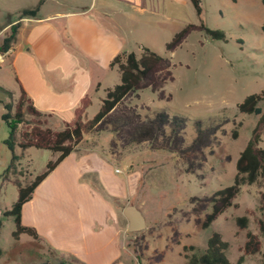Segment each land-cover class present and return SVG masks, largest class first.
<instances>
[{"label": "rangeland", "instance_id": "obj_1", "mask_svg": "<svg viewBox=\"0 0 264 264\" xmlns=\"http://www.w3.org/2000/svg\"><path fill=\"white\" fill-rule=\"evenodd\" d=\"M39 1L0 0V46L1 36L6 37L10 30L4 28L18 20L21 10L36 6ZM87 2L46 0L41 15L76 10ZM145 6L152 8V12L124 19L123 38L128 50L138 55L144 46L171 60L174 80L166 84L165 91L172 98L160 100L156 93L146 89L130 96L127 104L136 108L143 118L166 112L171 117L185 119L186 146H191L202 130L207 144L200 149L206 160L196 172H187V167L174 153L152 149L148 143L126 147L121 142L115 144L112 127L85 137L82 144L91 145L108 179H124L133 173L134 182H138L129 191L131 201L122 203L120 210L136 205L144 214L147 226L141 231L129 232L131 246L125 251L122 264H184V247L194 246L197 252H203L214 232L220 233L230 244L227 255L230 262L236 264L246 232L238 233L235 219L249 210L254 211L249 230L257 232L255 219L260 217L258 206L263 188L259 185L242 187L234 206L209 228H202L199 222L212 211L211 205L203 200L233 184L236 162L260 117L240 113L239 105L248 96L264 91V3L262 0H201V16L197 15L190 0H146ZM202 22L211 29L225 32L227 41L213 40L202 31H193L173 53L167 52L166 44L176 33L189 24ZM119 83L118 71L108 75V86ZM0 86L6 89L0 88L6 102L18 100L20 94L17 97L11 92L17 90V85L9 60L3 54H0ZM105 96L103 91L93 94V104L87 111L89 119L100 109L99 98ZM259 107L264 110V100ZM30 119L27 117V121ZM47 121L53 129L63 128L61 120L52 115ZM235 130L238 131L236 139L233 138ZM9 132L0 117V249L5 252L0 257V264L67 263L51 256L41 245L33 254L26 252L29 245L25 243L20 246L22 249L14 247L15 223L12 217H5L3 213L17 200L18 188L7 183L6 177L27 184L43 173L47 164L58 155L31 148L17 161L16 173L6 175L12 158V152L5 144ZM260 134L259 147L264 148V125ZM16 152L21 154L22 150L17 147ZM115 169H120L121 174L115 173ZM72 197L70 204L78 211L86 212L94 219L106 217V208L98 193L76 189ZM27 239L29 236L24 235L23 241ZM261 241L262 252L247 258L244 264H263L264 237Z\"/></svg>", "mask_w": 264, "mask_h": 264}, {"label": "crops", "instance_id": "obj_2", "mask_svg": "<svg viewBox=\"0 0 264 264\" xmlns=\"http://www.w3.org/2000/svg\"><path fill=\"white\" fill-rule=\"evenodd\" d=\"M87 1L76 10L43 16L40 9L36 17L24 18L15 44L3 54L17 85V90L11 92L18 97L22 87L40 112L62 124L73 119L86 95L92 98L93 94H106L107 89L114 88L107 84L108 75L117 72L110 65L122 52H131L123 38L124 19L152 12L145 6L146 0ZM17 22L11 21L4 30ZM0 101H7L5 94L0 93ZM4 112L0 102V117ZM82 143L43 180L23 206L22 223L34 228L39 239L29 236L24 242L23 234L15 240L14 247L21 248L25 243L29 245L26 252L33 254L41 245L66 264H122L131 246V231L120 206L131 201L129 191L138 182H134L133 173L124 179H108L91 145ZM27 151L17 155L22 159ZM5 181L15 185L12 177ZM76 189L102 197L106 208L103 220L71 206ZM3 255L2 250L0 257Z\"/></svg>", "mask_w": 264, "mask_h": 264}, {"label": "trees", "instance_id": "obj_3", "mask_svg": "<svg viewBox=\"0 0 264 264\" xmlns=\"http://www.w3.org/2000/svg\"><path fill=\"white\" fill-rule=\"evenodd\" d=\"M45 1L40 0L36 6L20 11L18 22L10 27L9 34L3 39L0 54H4L12 48L17 40L22 20L27 17H36ZM190 1L197 15L201 16L203 13L201 0ZM232 1L236 2V0ZM262 2L264 3V0ZM193 31H202L213 40L227 41L225 32L221 30L211 29L203 22L199 25L189 24L176 33L172 40L166 44L167 52L173 53ZM110 68L117 69L120 74V83L114 88L106 90V96L100 99L101 106L97 114L91 119L88 118L87 111L92 106L93 101L89 95H86L75 109L73 119L64 122L63 128L60 130L48 126L47 117L50 114L40 112L22 87H20V96L15 103L0 101L5 108L1 119L10 130L5 144L12 152L6 175L14 174L17 171L16 163L22 157V155H17V147L22 150V153L35 148L48 150L58 155L54 161L47 164L43 173L37 175L29 183L15 182L18 188V198L12 207L3 213L5 217H12L14 220L13 237L15 240H18L23 234L35 240L39 239L34 228L24 226L22 223L23 206L32 199L36 188L43 180L74 152L89 134L105 131L108 127H112L111 131L115 136V144L121 142L126 147L133 144L148 143L152 149L174 153L187 167V172L194 173L203 166L202 163L206 158L200 147H205L207 141L204 139L205 135L202 130L193 144L186 146L185 119L171 117L166 112L143 118L136 108L127 104V99L130 96L146 89L156 93L160 100H171L172 96L165 91L166 84L174 80L171 60L143 46L140 55L133 51L122 52L114 58ZM8 94L11 95V93ZM263 100L264 91L248 96L239 105L240 113L259 115V120L252 131L248 144L236 162L237 173L233 184L219 190L211 198L203 200L207 205H211L212 211L204 221L199 222L202 228H209L219 216L234 206V200L242 187L259 185L263 188L258 206L260 217L255 219L257 232L254 233L249 230L251 218L255 216L254 211L249 210L246 215L235 219L238 233L246 232V239L240 247L241 255L236 264H244L247 258L260 254L263 249L261 237H264V148L259 147L261 142L260 129L264 125V110L259 107V104ZM29 116L31 119L27 121ZM237 137L238 131L235 130L233 131V138L236 139ZM229 247L230 244L223 239L222 235L214 232L208 239L207 248L203 252H197L194 246L184 247L186 259L184 264H232L227 255ZM1 254L2 250L0 249ZM42 264L66 263L60 261Z\"/></svg>", "mask_w": 264, "mask_h": 264}, {"label": "water", "instance_id": "obj_4", "mask_svg": "<svg viewBox=\"0 0 264 264\" xmlns=\"http://www.w3.org/2000/svg\"><path fill=\"white\" fill-rule=\"evenodd\" d=\"M123 213L129 221V230L138 232L146 228V219L142 211L136 205H128Z\"/></svg>", "mask_w": 264, "mask_h": 264}, {"label": "built area", "instance_id": "obj_5", "mask_svg": "<svg viewBox=\"0 0 264 264\" xmlns=\"http://www.w3.org/2000/svg\"><path fill=\"white\" fill-rule=\"evenodd\" d=\"M116 172H117V173H120L121 171H120V169H117Z\"/></svg>", "mask_w": 264, "mask_h": 264}]
</instances>
